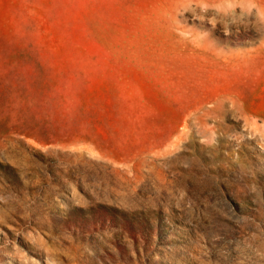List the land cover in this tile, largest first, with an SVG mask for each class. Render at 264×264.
<instances>
[{"label":"rangeland","instance_id":"obj_1","mask_svg":"<svg viewBox=\"0 0 264 264\" xmlns=\"http://www.w3.org/2000/svg\"><path fill=\"white\" fill-rule=\"evenodd\" d=\"M0 264H264V0H0Z\"/></svg>","mask_w":264,"mask_h":264}]
</instances>
